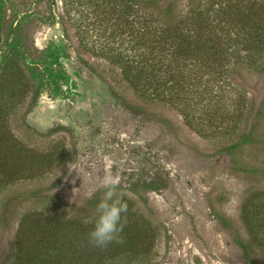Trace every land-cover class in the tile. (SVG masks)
Instances as JSON below:
<instances>
[{
	"label": "rangeland",
	"instance_id": "1",
	"mask_svg": "<svg viewBox=\"0 0 264 264\" xmlns=\"http://www.w3.org/2000/svg\"><path fill=\"white\" fill-rule=\"evenodd\" d=\"M55 2L0 0V58L7 51V31L18 27L31 58L59 48L71 77L65 93L45 92L36 105L28 95L7 121L39 162L58 159L53 168L0 190V264L11 263L25 218L29 228L36 217L96 218L97 207L88 213L84 206L96 193L103 197L106 176L118 181L117 193L154 227L155 242L137 252L132 264H264V245H252L249 262L235 242L248 237L241 205L264 190V176L237 171L224 151L252 132L259 143L241 148L236 158L249 168H264V72L242 65L232 77L254 115L247 114L232 134L200 133L176 106L140 98L88 50L90 37L79 34L78 7ZM185 3L180 0V11ZM157 172L168 181L165 189L130 190L131 182ZM32 191L42 195L33 197Z\"/></svg>",
	"mask_w": 264,
	"mask_h": 264
},
{
	"label": "trees",
	"instance_id": "2",
	"mask_svg": "<svg viewBox=\"0 0 264 264\" xmlns=\"http://www.w3.org/2000/svg\"><path fill=\"white\" fill-rule=\"evenodd\" d=\"M64 1L79 9V34L82 39L90 37L89 43L84 41L88 50L102 57L140 98L176 106L187 123L198 124L195 129L203 134H232L247 114L254 115L255 109L250 111L232 77L242 65L264 72V0H186L182 11L180 0H167L165 5L162 0ZM2 12L0 3V16ZM52 16L54 21L59 17ZM7 32V51L0 58V190L53 168L58 159L39 162L8 129L10 115L28 95L36 105L43 93L63 94L71 84L61 49L47 48L35 61L19 28ZM131 107L136 111L139 106ZM258 141L252 132H244L224 147L237 171L264 176V168H249L236 158L238 150ZM167 186L168 181L157 172L137 178L129 188L134 193L159 192ZM30 194L42 195L39 191ZM122 197L128 212L117 241L102 248L88 243L96 218L36 217L30 228L25 218L10 264H107L118 260L132 264L137 252H144L151 239L155 242V231L126 196ZM101 199L100 193L94 194L85 210L97 207ZM240 216L248 237L237 236L235 242L245 258L254 262L252 245H264V190L244 199ZM218 217L229 224L225 217Z\"/></svg>",
	"mask_w": 264,
	"mask_h": 264
},
{
	"label": "clouds",
	"instance_id": "3",
	"mask_svg": "<svg viewBox=\"0 0 264 264\" xmlns=\"http://www.w3.org/2000/svg\"><path fill=\"white\" fill-rule=\"evenodd\" d=\"M102 199L97 204V217L88 233V243L94 247H105L118 239L122 231V221L128 212L127 202L118 194V181L106 176Z\"/></svg>",
	"mask_w": 264,
	"mask_h": 264
},
{
	"label": "flooded vegetation",
	"instance_id": "4",
	"mask_svg": "<svg viewBox=\"0 0 264 264\" xmlns=\"http://www.w3.org/2000/svg\"><path fill=\"white\" fill-rule=\"evenodd\" d=\"M69 75H70V73H69Z\"/></svg>",
	"mask_w": 264,
	"mask_h": 264
}]
</instances>
